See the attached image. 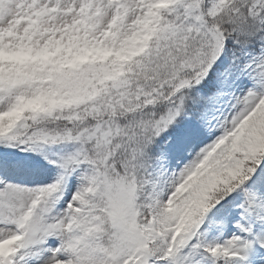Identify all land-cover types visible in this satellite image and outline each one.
Returning <instances> with one entry per match:
<instances>
[{"label":"snow or ice","instance_id":"1","mask_svg":"<svg viewBox=\"0 0 264 264\" xmlns=\"http://www.w3.org/2000/svg\"><path fill=\"white\" fill-rule=\"evenodd\" d=\"M0 264H264V0H0Z\"/></svg>","mask_w":264,"mask_h":264}]
</instances>
